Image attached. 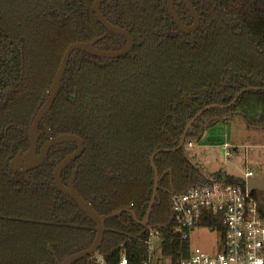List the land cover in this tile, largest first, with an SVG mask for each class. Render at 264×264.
Listing matches in <instances>:
<instances>
[{"label": "trees", "instance_id": "obj_1", "mask_svg": "<svg viewBox=\"0 0 264 264\" xmlns=\"http://www.w3.org/2000/svg\"><path fill=\"white\" fill-rule=\"evenodd\" d=\"M94 1L0 0V189L34 195L36 209L0 206V215L52 222L49 230L56 239L49 242L57 250L61 248L58 223L69 207H62L52 173L77 144L53 147L47 166L37 170L32 184L10 182L9 161L29 147L30 126L68 45L107 31L96 16ZM191 1L201 25L190 34L177 26L167 0L105 1L102 12L111 23L130 31L133 49L117 58L75 51L58 98L41 123L39 149L50 138L46 124L54 136L74 133L84 139L86 148L78 160L79 193L101 214L133 205L138 219L143 220L155 183L152 154L161 148H176L188 121L204 106L228 104L236 92L249 86L264 87V0ZM175 8L185 24L193 23L184 0H175ZM125 44L124 36L108 32L97 46L117 50ZM236 115L264 128V89L243 93L229 108L204 112L186 142L200 139L206 126ZM155 164L161 181L149 223H138L130 212L107 220L99 251L74 264H101V258L106 264H121L124 256L127 264L153 262L156 251L150 245L154 240L161 260L187 258L191 243L177 227L174 195L222 179L223 184L246 187L244 180L230 175H206L189 158L185 145L160 152ZM252 195L259 197V190ZM73 200L66 198L70 213L75 207L80 215V238L71 236V242L59 252L61 260L89 247L96 234V224ZM260 211L264 218V204L260 203ZM216 222L211 219L202 224L214 226ZM16 225L7 224L2 239L15 228L17 235H25L30 257L13 256L16 251L11 244L15 242L11 241L0 247V264H56L48 252L34 255L42 239L37 240L36 224Z\"/></svg>", "mask_w": 264, "mask_h": 264}, {"label": "water", "instance_id": "obj_2", "mask_svg": "<svg viewBox=\"0 0 264 264\" xmlns=\"http://www.w3.org/2000/svg\"><path fill=\"white\" fill-rule=\"evenodd\" d=\"M107 1V0H95L94 1V11L96 13L97 18L99 19V21H101L103 23V25L106 27L107 32L99 37L93 38L92 40H88V41H76L71 43L70 45H68V47L66 48L62 60L60 62V65L58 67V70L56 72L52 87L49 91L46 92V96H45V101L43 102V104L40 106V108L38 109L32 124L30 126L29 129V147L25 152H19L17 153L9 162V167L12 171L14 172H19V173H25L29 170L35 169L37 167H39L40 165L43 164V162L47 159L48 154L50 152V150L60 144H64V143H68V142H72V143H76L77 144V148L76 150L71 153L70 155L66 156L56 167L55 170V183L57 188L63 192L66 195H69L71 198H73L76 203L79 205L80 209L82 210V212L89 217L95 224H96V234L95 237L91 243V245L85 249H82L80 251H77L75 253H72L68 256H66L64 259L62 260H58L57 264H74L78 261H80L83 258H86L96 252L99 251L100 247L102 246L104 237H105V233L107 230V220L117 216L118 214L122 213V212H130L132 213L134 219L144 225L149 223L151 215H152V211H153V207L156 203V198L158 195V188H159V171L158 168L155 164V156L157 154H159L160 152H171V151H176L178 149H181L186 142L187 139V135L190 131L193 130V125L195 124V122L197 121V119L207 110L212 109V108H229L232 105H234L237 100L240 98V96L247 92V91H251V90H261L264 89V87H259V86H249L246 87L244 89L239 90L238 92H236L233 100L228 103V104H210V105H206L203 108H201L196 115L191 118L182 135H181V139L179 142V145L176 148H161L158 149L157 151H155L150 160L152 163V166L154 168L155 171V183H154V190H153V195L151 198V201L149 203L145 218L143 220L138 219L134 209H133V205H130L129 207H124L121 209H118L116 211H114L111 214H101L99 213L93 206L91 203H89L88 201H86L80 194L79 192H77L76 188H75V180L77 177V168H75V170L73 171V175L70 178V182L69 185L66 186L63 183L62 180V174L63 171L65 169V167L71 163L72 161L76 160L78 157L81 156V154L84 152L85 150V141L83 140L82 137H80L77 134L74 133H63V134H59L56 136L50 135V138L48 141H46L40 148V151H38V145H39V141H40V126L41 123L43 122V120L45 119V117L48 115V113L50 112V110L52 109L53 105L55 104L58 95L60 93L61 90V86L63 83V79L65 76V73L67 71L71 56L73 55V53L77 50H81V51H85L88 52L92 55H96V56H101V57H108V58H117L120 56H123L125 54H128L133 46H134V37L132 36V34L130 33V31H128L127 29L120 27L118 25H115L113 23H111L104 15V13L102 12V4ZM185 5L188 9V11L190 12L191 16L193 17V23L191 25H187L185 24L179 14L176 11L175 8V0H167V4H168V8H169V12L172 16V18L174 19L175 23L177 24V26L180 28L181 31H183L184 33L190 34L192 32H195L199 26L201 25V19H200V15L197 12V10L195 9L193 3L191 0H184ZM108 32H112L118 35H122L126 38V45L118 50H104V49H99L96 47L97 43L104 39L107 35ZM46 129L50 132V128L49 126L46 124ZM246 186L249 192L255 191V190H259V191H264V177H249L246 181ZM173 195L175 194V192L172 193Z\"/></svg>", "mask_w": 264, "mask_h": 264}, {"label": "built area", "instance_id": "obj_3", "mask_svg": "<svg viewBox=\"0 0 264 264\" xmlns=\"http://www.w3.org/2000/svg\"><path fill=\"white\" fill-rule=\"evenodd\" d=\"M173 211L183 239L190 240L196 229L205 228L217 235L215 245L206 249L191 244L187 258L172 262L155 254L154 261L145 264H264V218L258 198L247 186L213 183L193 187L174 195ZM211 219L217 221L214 226H203ZM100 263L106 264L102 258ZM121 264H127L126 256Z\"/></svg>", "mask_w": 264, "mask_h": 264}, {"label": "rangeland", "instance_id": "obj_4", "mask_svg": "<svg viewBox=\"0 0 264 264\" xmlns=\"http://www.w3.org/2000/svg\"><path fill=\"white\" fill-rule=\"evenodd\" d=\"M263 135L261 126L253 127L242 115H236L206 126L200 139L191 140L192 145L185 142V150L206 175L222 173L246 182L249 177H264ZM250 171L252 175H248ZM224 182L222 179L216 183ZM257 198L264 204V191H259ZM216 236L208 229L198 228L192 233L190 243L212 249ZM150 246L158 254V241H152Z\"/></svg>", "mask_w": 264, "mask_h": 264}, {"label": "flooded vegetation", "instance_id": "obj_5", "mask_svg": "<svg viewBox=\"0 0 264 264\" xmlns=\"http://www.w3.org/2000/svg\"><path fill=\"white\" fill-rule=\"evenodd\" d=\"M107 32V31H106ZM105 32V33H106ZM104 33V34H105ZM103 34V35H104ZM108 35V33H107ZM106 35V37H107ZM102 36V35H101ZM105 37V38H106ZM104 38V39H105ZM103 40V39H102ZM101 41V40H100ZM135 43V42H134ZM126 45V44H125ZM97 48H99L97 45H96ZM99 49H104V48H99ZM121 49V48H120ZM133 49V48H132ZM104 50H107V49H104ZM118 50V49H117ZM198 120V119H197ZM197 122V121H196ZM195 122V124H196ZM194 124V125H195ZM193 125V127H194ZM52 135V134H50ZM54 136V135H53ZM50 137V136H49ZM81 137V136H80ZM49 140V139H48ZM47 140V141H48ZM84 140V139H83ZM41 141V140H40ZM39 141V143H40ZM44 144V143H43ZM86 148V147H85ZM28 149V148H27ZM38 151H40L39 149V145H38ZM85 151V150H84ZM25 152V151H24ZM84 153V152H83ZM82 153V154H83ZM71 154V153H70ZM69 154V155H70ZM82 154L80 157H78L76 160L72 161L71 163H69L64 171H63V174H62V180H63V183L64 185L68 186L69 185V182H70V178L72 177L73 175V171L75 170V168H77V177H76V180H75V188L77 190V192H80L79 191V187H78V181H79V171H80V167H81V163L78 161L81 157H82ZM49 155V154H48ZM158 155V154H157ZM68 156V155H67ZM66 157V156H65ZM64 157V158H65ZM156 157V156H155ZM63 158V159H64ZM48 159V157H47ZM47 159L43 162L42 165H40L39 167L35 168V169H32V170H29L25 173H19V172H14L10 169L12 175H8V180L10 182H12L14 185L18 186V185H25V184H32L34 183L35 179H32L33 175L36 173V172H39L37 171L38 169L40 168H44L47 166ZM62 159V160H63ZM61 160V161H62ZM11 161V160H10ZM9 161V162H10ZM60 161V162H61ZM59 162V163H60ZM58 163V164H59ZM57 164V165H58ZM57 165L55 166L54 168V171H53V181L55 183V170H56V167ZM10 168V167H9ZM170 171L172 170L171 168H169ZM159 171V170H158ZM159 188H158V192H159V189H160V181H161V177L159 175ZM3 181V179L0 178V183ZM5 182L7 181V179L4 180ZM170 188L172 189L171 191V194L173 192H175V189L173 187V176L170 177ZM55 187H56V190L61 194V197H62V207L64 208L66 205L69 207V212L67 213H63L61 214L60 216V220H59V240H60V245H61V248L59 250L57 249H54L53 246L51 245V242H49V239L50 238H53V240L55 241L56 239V236L55 234L54 235H51L50 234V228L49 226L53 225L52 222L50 221H38L37 219H33V218H24V217H17V216H13V217H1L0 215V247L2 246H7L11 241L15 242V244H11V246L15 247V253L13 254V256L15 257H30V253L27 249V247L24 245L26 242L25 240L23 239V236H19L17 235L18 232L15 233L16 229H11V231L9 233L6 234V238L2 239V231L3 229H5V226H7V224H13L15 226L16 223H23V224H27V223H34L36 224L35 225V231H36V235L38 237L37 240H39L41 237L42 239L41 240V244L40 245H37V249L34 250V255L36 256H44L48 253L51 254V257H52V261L56 262L57 264V261L58 260H61L59 259V256H61L59 254V252H61L63 249H65L67 247V245L69 244V242H71V236H73V239H79L80 238V221H79V218H80V215L78 213H76L75 211V207H74V211L73 213H70V210L71 209V206L69 205V203L66 201V198H68V201L72 202L71 200H73V198H71L69 195H66L64 194L63 192H61L57 186H56V183H55ZM166 190H169V188H165ZM80 194V193H79ZM81 195V194H80ZM173 195V194H172ZM82 196V195H81ZM158 196V195H157ZM83 197V196H82ZM84 198V197H83ZM32 199H35V196L34 195H28V194H22V195H18V194H12L8 191L6 192H2V190L0 189V206L1 207H7V205H9L8 207H12V208H15V207H19V208H31V209H34L36 210L32 204H33V201ZM85 199V198H84ZM86 200V199H85ZM74 201V200H73ZM87 201V200H86ZM75 202V201H74ZM12 204V205H10ZM77 204V203H76ZM79 207V206H78ZM80 209V207H79ZM72 219V222H68L69 220ZM6 222V224H5ZM72 223V224H71ZM42 226V228H39ZM73 229V231L71 230V228ZM67 229L70 230L69 232H67ZM72 231V232H71ZM57 235V237H58ZM45 240V243L43 244ZM58 240V241H59ZM68 256V255H67ZM65 258V257H64ZM63 258V259H64Z\"/></svg>", "mask_w": 264, "mask_h": 264}, {"label": "crops", "instance_id": "obj_6", "mask_svg": "<svg viewBox=\"0 0 264 264\" xmlns=\"http://www.w3.org/2000/svg\"><path fill=\"white\" fill-rule=\"evenodd\" d=\"M253 127H256V128H259L260 126H257V125H253ZM262 129H264L263 127H261ZM258 132H257V129H256V134H257ZM262 134H263V132H262ZM263 137H264V135H263ZM190 241H191V239H190Z\"/></svg>", "mask_w": 264, "mask_h": 264}]
</instances>
